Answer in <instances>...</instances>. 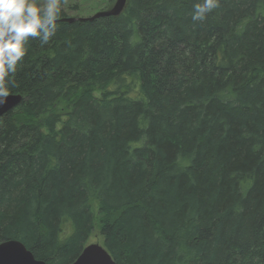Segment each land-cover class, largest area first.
Returning a JSON list of instances; mask_svg holds the SVG:
<instances>
[{
	"label": "trees",
	"instance_id": "1",
	"mask_svg": "<svg viewBox=\"0 0 264 264\" xmlns=\"http://www.w3.org/2000/svg\"><path fill=\"white\" fill-rule=\"evenodd\" d=\"M197 2L29 39L5 80L0 243L72 264L98 228L117 264H264V0L202 21Z\"/></svg>",
	"mask_w": 264,
	"mask_h": 264
},
{
	"label": "clouds",
	"instance_id": "2",
	"mask_svg": "<svg viewBox=\"0 0 264 264\" xmlns=\"http://www.w3.org/2000/svg\"><path fill=\"white\" fill-rule=\"evenodd\" d=\"M218 4L219 0H199L193 19L204 20ZM60 15L61 0H0V103L10 94L5 80L16 72L29 39L48 44Z\"/></svg>",
	"mask_w": 264,
	"mask_h": 264
},
{
	"label": "water",
	"instance_id": "3",
	"mask_svg": "<svg viewBox=\"0 0 264 264\" xmlns=\"http://www.w3.org/2000/svg\"><path fill=\"white\" fill-rule=\"evenodd\" d=\"M127 0H116L115 4L106 10H100L88 17L66 16L58 19L57 22L73 23L75 21H93L104 17L119 16ZM22 100L20 94H9V96L0 103V118L17 107ZM0 264H46L42 260L35 258L33 253L26 246L17 240H6L0 243ZM72 264H117L111 254L103 244H87L77 259Z\"/></svg>",
	"mask_w": 264,
	"mask_h": 264
},
{
	"label": "rangeland",
	"instance_id": "4",
	"mask_svg": "<svg viewBox=\"0 0 264 264\" xmlns=\"http://www.w3.org/2000/svg\"><path fill=\"white\" fill-rule=\"evenodd\" d=\"M116 0L110 4L109 0H61V9H63L69 16L74 17H88L100 10L111 8ZM76 6V7H75ZM99 93L98 91H96ZM70 224L65 225L64 234L69 232ZM89 243L103 244V237L98 228L94 230L88 240Z\"/></svg>",
	"mask_w": 264,
	"mask_h": 264
}]
</instances>
